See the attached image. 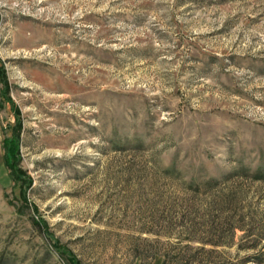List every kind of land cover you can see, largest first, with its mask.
Listing matches in <instances>:
<instances>
[{
	"label": "rangeland",
	"instance_id": "rangeland-1",
	"mask_svg": "<svg viewBox=\"0 0 264 264\" xmlns=\"http://www.w3.org/2000/svg\"><path fill=\"white\" fill-rule=\"evenodd\" d=\"M57 247L264 264V0H0V264Z\"/></svg>",
	"mask_w": 264,
	"mask_h": 264
},
{
	"label": "trees",
	"instance_id": "trees-1",
	"mask_svg": "<svg viewBox=\"0 0 264 264\" xmlns=\"http://www.w3.org/2000/svg\"><path fill=\"white\" fill-rule=\"evenodd\" d=\"M13 132L10 136H6L3 132V139H2V148H3V165L5 168L9 171V175L12 180L16 181L22 178V171L18 169L17 162L19 159V125L13 126ZM261 176L263 175H256ZM30 184H28L26 187H28ZM56 246V243H54ZM57 250L63 256L68 264H77L76 260H73L74 257L70 256L69 254L64 253V249H60L57 247Z\"/></svg>",
	"mask_w": 264,
	"mask_h": 264
}]
</instances>
